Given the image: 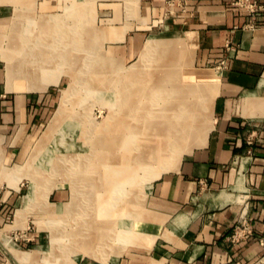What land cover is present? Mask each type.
<instances>
[{"label":"rangeland","instance_id":"1","mask_svg":"<svg viewBox=\"0 0 264 264\" xmlns=\"http://www.w3.org/2000/svg\"><path fill=\"white\" fill-rule=\"evenodd\" d=\"M96 1L70 0L68 11L65 8L58 16L54 13L53 16H24L17 13L16 8L14 15L3 22L12 28L44 20V23L69 24L72 28L42 35L43 38L54 35V38L44 40L46 44L40 45L39 50L52 52L51 55L54 53V58H58V62L54 61L49 68H42V72L37 70L39 78L50 76L54 80L48 85L52 101L42 125L29 138L21 162L11 167V187L20 189L25 207L17 210L15 223L12 214L8 225L0 230V237L7 236L20 252H26L24 254L30 256L32 264H81V259L84 263L88 258L115 264L129 245L150 244L146 227L140 229L132 241L131 238L118 239L113 232L115 224L107 219L115 218L112 210L117 214L125 209L132 210L141 220L145 219L144 203L153 182L164 171L174 170L183 155L189 152L185 150L193 145L192 142L176 150L174 137L163 131L175 132L178 127L158 125L163 121L161 118H173L178 112L174 108L178 104L172 101L174 96L170 92L175 88L189 90L195 83L201 88L205 86L206 94L210 95L211 91L207 81L193 69L194 48L182 34L169 31L174 10L186 9L180 6L184 1H177L179 6L172 7L173 13L167 12L165 18L152 28L151 36L142 42L139 56L128 61L124 60L120 43L113 40H123L125 28L130 26L103 27L105 17L100 13L99 0L97 5ZM126 1L130 11L138 9V0ZM167 33L171 37H165ZM12 34V39L18 37L22 43L24 32L3 30L0 32V52L14 49H9ZM152 41L170 48L160 49ZM50 43L54 46H46ZM63 47L70 52L68 59L80 61L63 62ZM2 64L5 70V61ZM41 65L37 62L28 64L32 69H39ZM47 83L44 82L42 88ZM198 98L200 109L196 111V127L203 121L211 124L213 119L210 111L201 113L205 102ZM205 100H209L208 95ZM210 104L206 106L210 107ZM148 115L151 118L148 121L135 119ZM188 117H192V113L188 112ZM147 122L156 125L147 126ZM130 125L138 126L131 138ZM202 129H197L195 134H200ZM113 167L117 172L112 170ZM113 181L120 184L116 190H113ZM89 214L94 221H84ZM85 228L91 229L94 236L85 233V238H75L76 231ZM35 233L42 234L43 238L32 237ZM28 236H31L30 240ZM79 244L81 247L75 246ZM2 251L3 264H17L3 245Z\"/></svg>","mask_w":264,"mask_h":264},{"label":"crops","instance_id":"2","mask_svg":"<svg viewBox=\"0 0 264 264\" xmlns=\"http://www.w3.org/2000/svg\"><path fill=\"white\" fill-rule=\"evenodd\" d=\"M168 1L138 0V9L130 11L126 0H99L103 27L130 26L123 40H113L120 43L124 60L139 56L142 42L165 18ZM233 1L189 0L185 11L178 8L171 16L170 33L182 34L194 48L193 69L211 87L210 95L204 92L205 86L200 88L205 102L201 113L212 114L211 129L202 140L195 138L174 170L164 171L153 182L144 203L145 219L141 217L145 222L141 229L147 228L150 244L129 245L115 264H264V0H258L263 9L255 15L237 8ZM69 3L0 0V32L26 33L30 38L20 47L29 46V51L20 58L40 64L47 54L39 46L54 38L51 33L43 38V33L70 30V25L42 20L11 28L3 22L16 8L24 16H58L65 8L68 11ZM51 23L54 26H44ZM12 36L9 48L15 47ZM50 44L46 46H54ZM3 62L0 52V187L6 188L1 195L0 230L12 214L15 223L17 210L25 207L20 189L11 187V167L21 162L29 138L50 110L48 85L54 82L50 76L39 78L40 68L9 79ZM243 220L252 230L248 236L240 232ZM32 237L42 239L43 235ZM3 260L0 243V264ZM82 261L104 264L91 258Z\"/></svg>","mask_w":264,"mask_h":264},{"label":"bare ground","instance_id":"3","mask_svg":"<svg viewBox=\"0 0 264 264\" xmlns=\"http://www.w3.org/2000/svg\"><path fill=\"white\" fill-rule=\"evenodd\" d=\"M29 39V36L25 33V36L23 37L22 39V43L20 44V41H19V38L18 37H15L14 38V44H15V47H14V50L12 52V54H8L5 50H1V54H2V59L5 61L6 63V67H7V70H8V74L10 76L9 79L13 78V77H17L18 78V73L20 72H24L26 71V74H29L30 71L28 70H32L31 68H29L27 65L28 62H25L28 58H26V60L24 59H21L20 58V54L23 53L24 51H29V46L27 47L26 50L22 49L20 46H23V41H28ZM155 41V40H154ZM153 42V44H155L156 46L155 47H158L160 49H162V47H165L168 48L169 46L167 45H158L156 42ZM152 44V46H153ZM26 45V44H24ZM51 45V44H49ZM20 47V48H19ZM32 47V46H31ZM51 47V46H50ZM13 48V47H12ZM170 48V47H169ZM10 49V48H9ZM33 49V48H32ZM33 51V50H32ZM40 52V51H38ZM29 53V52H28ZM52 53V52H51ZM51 53H45L47 54V56L43 54V57L41 59V67H40V70H42V68H49V66H52V63H54V61H57L58 58H54V53L52 54V56L50 55ZM69 50L65 47L62 48V51H61V60L63 62H68V60L72 61V62H78L80 61L79 59H75V58H72V59H68V55H69ZM161 53V51H160ZM163 53V52H162ZM170 54V52H168ZM30 54V53H29ZM41 54V53H40ZM75 54V52H74ZM74 54L72 55V57H74ZM164 54V53H163ZM27 56V55H26ZM38 56V55H37ZM41 58V57H40ZM58 62V61H57ZM35 63V62H34ZM173 64V63H171ZM179 64V63H178ZM181 65V64H180ZM182 67V66H181ZM185 68V67H184ZM167 69V68H166ZM96 70V69H95ZM170 70V69H169ZM170 72V71H168ZM172 72V71H171ZM34 73V72H33ZM175 73V72H174ZM177 73V72H176ZM162 76V75H161ZM184 77V76H183ZM27 79V78H26ZM170 79V76L169 78ZM173 79V78H172ZM181 79V78H180ZM14 80V79H13ZM130 80V79H129ZM28 81V80H27ZM170 81V80H169ZM175 81V80H174ZM29 82V81H28ZM158 82V81H157ZM107 83V82H106ZM181 84V82H180ZM178 83V85H180ZM12 85V83H11ZM22 85V84H21ZM44 86V85H43ZM139 88V87H138ZM200 85H198L197 83L193 84L190 86V89L189 90H186V91H181V89H177L175 88L176 90L175 91H172L170 92L174 97V101L175 103H177V107H174L176 111V116L173 117V118H170V117H163L161 118L162 122L158 123V125H160L161 127H165L166 125V128H171V127H174V126H177L178 129L175 131V132H171L170 130L168 129H165L163 132H167L169 133L172 137V139H174V142L177 144V148L176 150H181L183 149L182 147H184V145H188L192 142H194L195 140V136L196 138L199 137L200 140H202L203 138L206 137V135L208 134V132L210 131L211 129V124L208 123L205 124L203 122H201V125L199 127H196L197 126V123H196V118H197V115H196V111H198L200 109L199 107V95L201 97V89H200ZM135 89V88H134ZM201 92V93H200ZM205 92V91H204ZM171 101V102H172ZM188 112L192 113V117H188ZM199 112V111H198ZM140 118H145L146 121L150 120L151 118L149 117V115L147 117H135L136 120H139ZM143 120V119H142ZM211 122V121H210ZM203 123V124H202ZM136 124V122H135ZM147 126H154L156 124L154 123H148L146 124ZM205 127V130H203ZM202 129V132L198 135L195 134V131L197 129ZM130 132H131V136L130 138L132 137L133 135V130H138V126L137 125H130ZM112 138V137H111ZM108 141V140H107ZM117 141V140H116ZM186 143V144H185ZM192 145V144H191ZM175 150V151H176ZM113 171L117 172V169L116 168H112ZM129 176V175H128ZM131 177V176H130ZM129 177V179H130ZM128 178V177H127ZM132 179V178H131ZM130 179V180H131ZM114 182V186H113V190H116L118 189L119 185L118 182ZM131 184V183H130ZM97 185V184H96ZM89 186H91L89 184ZM92 188H96L93 187V185L91 186ZM90 189V188H89ZM99 190V188L97 189ZM115 198V197H114ZM116 205V204H115ZM114 213H113V217L115 218H112V219H107V221L112 222L115 224V226L113 227V232L115 233V238H123L126 240L127 239H130L131 241L133 240V238H135L137 236V232H140L139 230L141 229V226H142V222L143 220L140 219V217H136L135 216V213L133 215V211L132 210H124V211H119L117 214H115V210H112ZM96 214V213H95ZM138 214V213H137ZM87 215V213H86ZM91 214L88 215V218H85L87 222V220H89V222H92L94 221V218H91ZM97 218V217H96ZM95 218V219H96ZM93 219V220H92ZM81 220V219H80ZM142 221V222H140ZM102 222V221H101ZM96 224V223H95ZM114 224H112L111 226H113ZM101 225V224H100ZM90 228V227H89ZM89 228H85V229H78V231H76V234H75V238H85L86 237V234L85 233H89V237H92L94 236V232H92L91 229ZM116 228H117V231H116ZM98 230V229H97ZM96 232V231H95ZM108 232V231H107ZM84 233V234H83ZM92 233V234H90ZM97 233V232H96ZM112 233V232H111ZM74 236V235H73ZM81 236V237H80ZM0 241H1V244L3 245V248H5V250L11 255V257H13L17 262H19L20 264H29L30 263V256H27L26 254L20 252L15 246L16 245H13L9 238H7V236H2L0 237ZM103 242V241H102ZM78 243V242H77ZM108 243V242H107ZM84 245V244H83ZM76 247L77 246H80L79 245H75ZM81 247V246H80ZM15 261V262H16ZM16 262V263H17ZM18 264V263H17Z\"/></svg>","mask_w":264,"mask_h":264},{"label":"built area","instance_id":"4","mask_svg":"<svg viewBox=\"0 0 264 264\" xmlns=\"http://www.w3.org/2000/svg\"><path fill=\"white\" fill-rule=\"evenodd\" d=\"M176 1H178V0H169L168 1V3H167V6H168L167 12L168 13L170 11L172 12V7L174 8ZM181 1L182 2L184 1V3H183L184 6L182 5V3H181V6L186 8L189 0H181ZM232 3L235 6H237V8H239V9H241V10L247 12V13L253 14V15L257 14L260 10L263 9L262 4L258 0H234ZM184 11H185V9H184ZM2 189L3 188L0 187V205H1V192H2ZM241 225H242V228H243L242 230H240V232H243L242 235L248 236V235H250L252 233V230L250 229V227H248L246 225V220H243ZM236 235H237V233L235 234V236ZM24 239H26V238L24 237Z\"/></svg>","mask_w":264,"mask_h":264}]
</instances>
